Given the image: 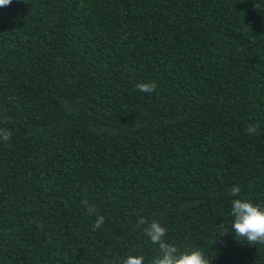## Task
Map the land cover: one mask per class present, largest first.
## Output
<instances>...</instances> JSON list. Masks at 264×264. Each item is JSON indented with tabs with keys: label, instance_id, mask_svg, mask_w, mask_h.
Returning <instances> with one entry per match:
<instances>
[{
	"label": "trees",
	"instance_id": "16d2710c",
	"mask_svg": "<svg viewBox=\"0 0 264 264\" xmlns=\"http://www.w3.org/2000/svg\"><path fill=\"white\" fill-rule=\"evenodd\" d=\"M0 127V264H147L141 216L210 264H264L216 235L233 186L264 206V0H12Z\"/></svg>",
	"mask_w": 264,
	"mask_h": 264
},
{
	"label": "clouds",
	"instance_id": "9594fccd",
	"mask_svg": "<svg viewBox=\"0 0 264 264\" xmlns=\"http://www.w3.org/2000/svg\"><path fill=\"white\" fill-rule=\"evenodd\" d=\"M12 3V0H0V7H6ZM140 92L152 93L156 91L155 82H140L135 85ZM245 131L249 135L257 134V126L249 123ZM12 137L10 129L0 127V140L9 142ZM241 188L233 186L230 189V195L237 197L231 201L230 215L233 217L231 224L232 231H218L216 233L222 238L224 234L232 232L234 237L241 242H247L249 245L264 244V206L254 203L250 199L239 198ZM89 215H97L94 204L82 200ZM105 217L97 215L92 225L93 230L103 227ZM136 228H142L143 234L146 235L153 245L158 248V254L147 264H210L205 254L197 248L180 250L178 247L166 240L167 228L157 219H148L141 216L136 221ZM215 235V236H216ZM145 257L141 254L128 255L122 264H144ZM212 264V261H211Z\"/></svg>",
	"mask_w": 264,
	"mask_h": 264
}]
</instances>
